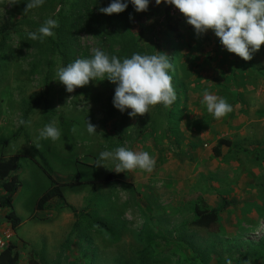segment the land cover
Here are the masks:
<instances>
[{"label": "rangeland", "instance_id": "1", "mask_svg": "<svg viewBox=\"0 0 264 264\" xmlns=\"http://www.w3.org/2000/svg\"><path fill=\"white\" fill-rule=\"evenodd\" d=\"M27 2L0 0V158H21L14 211L23 221L13 230L10 210L0 208V253L16 245L20 264L31 254L43 264H225L226 257L264 264V44L244 61L211 30L197 36L178 9L155 0L147 11L129 4L112 15L99 12L110 0H45L26 11ZM49 18L58 21L57 45L29 39ZM95 49L121 59L165 53L175 102L130 118V109L113 107L115 85L106 79L66 92L58 68ZM205 90L232 112L214 119L201 103ZM86 120L96 134L86 132ZM50 122L59 140L39 138ZM221 140L230 146L216 156ZM120 146L149 152L153 171L116 173L111 159L97 165L100 152ZM112 173L116 179L104 183ZM56 183H70L65 200L37 211ZM226 203L219 234L190 226L197 206Z\"/></svg>", "mask_w": 264, "mask_h": 264}, {"label": "clouds", "instance_id": "2", "mask_svg": "<svg viewBox=\"0 0 264 264\" xmlns=\"http://www.w3.org/2000/svg\"><path fill=\"white\" fill-rule=\"evenodd\" d=\"M45 0H28L25 10L38 8ZM151 0H110L99 12L112 15L124 12L131 4L136 12L147 11ZM164 3L174 6L186 18L197 36L211 30L219 39L220 45L229 53L251 60L264 44V0H155L156 5ZM58 21L47 19L36 31L29 32L31 40L43 41L54 36ZM172 64L162 52L155 54L132 53L123 59L109 55L101 49L93 50L91 58H77L56 72V81L72 93L76 88L90 81L108 80L115 85L112 98L113 107L121 113L128 111L134 118L149 112L151 106L161 104L171 106L176 100L170 74ZM201 103L214 119H220L232 112L231 104L223 97L205 90ZM22 125L30 126L31 121L21 120ZM86 132L96 134V126L86 120ZM60 129L50 122L40 130V139L59 140ZM111 159L116 173L139 169L151 173L155 167V158L147 151H134L127 147H116L114 151L99 153L97 165ZM225 264H232L225 258Z\"/></svg>", "mask_w": 264, "mask_h": 264}, {"label": "trees", "instance_id": "3", "mask_svg": "<svg viewBox=\"0 0 264 264\" xmlns=\"http://www.w3.org/2000/svg\"><path fill=\"white\" fill-rule=\"evenodd\" d=\"M168 14V13H167ZM170 17V13L168 14ZM172 29V28H171ZM176 28H173L175 30ZM49 40L53 43V45H57L54 42L52 37H48ZM4 50V43L0 44V53ZM264 51V50H263ZM264 54V52H263ZM63 120V117L60 118ZM230 146L229 142L225 140H221L218 143V146L215 148L216 156H219V147ZM35 152L41 158V161L44 165V168L49 173H52V168L49 165L48 160L45 158L42 152L38 149H35ZM20 156H13L8 159L0 158V190L3 192L0 195V208L10 210L6 214V221L9 223L13 230H17L23 224L22 219L16 214L14 211V197L18 193L21 183L19 175L17 174L19 170ZM116 179L115 175L109 174L104 180V183H111ZM70 183L66 184H54L48 189L38 200L37 203V211L46 210L50 204L55 201H64V195L62 187L65 185L68 186ZM66 206L74 212V209L66 204ZM228 204H224L221 208L217 209H207L202 208L201 206H197L195 208V219L191 222L190 226L199 230H204L210 234H219L221 232V222H220V214L226 210ZM99 226L103 229L107 230V227L103 224H99ZM0 264H20V256L17 251V247L14 244L8 245L1 253H0ZM28 264H43L41 260L36 256L31 254L28 259Z\"/></svg>", "mask_w": 264, "mask_h": 264}]
</instances>
